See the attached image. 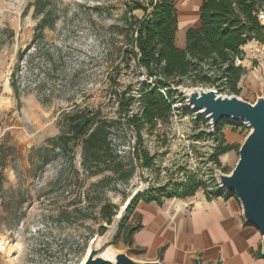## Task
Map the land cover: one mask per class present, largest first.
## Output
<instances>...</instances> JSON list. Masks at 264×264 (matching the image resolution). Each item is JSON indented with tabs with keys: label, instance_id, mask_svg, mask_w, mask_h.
<instances>
[{
	"label": "rangeland",
	"instance_id": "obj_1",
	"mask_svg": "<svg viewBox=\"0 0 264 264\" xmlns=\"http://www.w3.org/2000/svg\"><path fill=\"white\" fill-rule=\"evenodd\" d=\"M36 1L0 0V264H80L90 244L106 234L107 227L101 233L105 215L111 209L117 214L135 190L180 194L177 186L190 176L201 185L194 199L218 190L215 171L231 172L249 129L223 124L216 140L207 120L179 110L166 124L141 130L143 143L137 147L156 155L153 167L145 169L131 155L134 129L121 120L112 143L124 160L123 171L133 168L131 175L123 172L120 179L109 172L90 174L81 164L80 143L69 141L65 150L57 146L59 120L74 107H99L104 117L120 119L112 87L123 91L130 86L135 102L129 112L140 111L141 91L152 81L133 58H123L132 35L126 7L132 0H43L42 12ZM172 1L178 35L184 40L185 26L194 23L197 0ZM131 15L139 19L143 12L134 10ZM42 19L44 27L38 30ZM182 86L212 88L189 78ZM237 96L254 102L245 91ZM174 99L178 106L182 96L177 93ZM218 144L232 149L216 164L211 154ZM188 199L174 196L164 201ZM229 199L241 215L237 199ZM157 207L140 200L124 228L142 223L143 211ZM251 228L258 235L251 254L262 257L261 236ZM9 247L15 248L11 254ZM110 248L112 254L124 253L135 261L173 264L161 250L128 245L122 235Z\"/></svg>",
	"mask_w": 264,
	"mask_h": 264
},
{
	"label": "trees",
	"instance_id": "obj_2",
	"mask_svg": "<svg viewBox=\"0 0 264 264\" xmlns=\"http://www.w3.org/2000/svg\"><path fill=\"white\" fill-rule=\"evenodd\" d=\"M43 4V0L36 1V6H40L38 12L44 11ZM126 7L127 13L130 14L128 23L132 35L123 50V58L125 61L133 58L137 68L144 71L152 81V84L145 85L141 91L138 99L140 111L129 112L135 102L129 95L130 86L123 91L112 87L111 95L118 100L120 119L104 117L99 107H74L61 114L60 134L57 137V146L62 150L68 148L69 141L80 143L81 164L90 174L109 172L116 174L120 179H124L126 173L130 176L133 171L132 167L129 171H123L124 160L113 148L112 132L121 124V120L134 129L136 145L132 148V157L141 167L152 168L156 155L143 146H137L143 143L142 129H152L158 122L166 124L169 121L171 104L177 95L171 86L182 85L184 80L189 78L194 83H207L211 87L222 85L229 94L238 95L236 86L244 70L235 62L242 56L241 47L252 40L264 44V24L257 16L264 8V0H201L199 27L186 29L184 49L175 44L178 14L174 1L149 0L142 4L138 0H132ZM134 10H141L143 16L139 19L134 17L131 15ZM47 14L46 12L45 15ZM44 23L45 20L42 19L36 28L42 29ZM11 87L16 90V82L12 81ZM227 123L230 122H222L214 131L216 140H220L221 127ZM231 149L230 145L218 144L213 149L211 160L217 164L218 157ZM200 187L194 177L190 176L185 183L177 186L181 190L180 194L153 195L151 190H144L128 208L115 239L122 235L126 244H132L133 234L139 231L142 225L138 223L124 228V224L140 200L161 205L164 199L174 196L192 197ZM218 197L227 200L230 195L218 190L205 194L207 200ZM115 214L111 209L105 215L108 218L107 224L111 223ZM104 231L101 227V233ZM257 258H262L260 253Z\"/></svg>",
	"mask_w": 264,
	"mask_h": 264
},
{
	"label": "crops",
	"instance_id": "obj_3",
	"mask_svg": "<svg viewBox=\"0 0 264 264\" xmlns=\"http://www.w3.org/2000/svg\"><path fill=\"white\" fill-rule=\"evenodd\" d=\"M200 3L197 0L194 23L185 26V31L190 26L199 27ZM178 27L175 44L184 49L185 38L179 37ZM241 50L242 56L235 64L244 71L236 87L255 101L264 96V44L252 40ZM157 206L143 211L142 223L138 222L142 227L133 234L132 244L152 252L161 250L173 264H194V260L201 264H264L251 254L258 235L245 224L232 199L207 200L201 195L188 201L163 200Z\"/></svg>",
	"mask_w": 264,
	"mask_h": 264
},
{
	"label": "water",
	"instance_id": "obj_4",
	"mask_svg": "<svg viewBox=\"0 0 264 264\" xmlns=\"http://www.w3.org/2000/svg\"><path fill=\"white\" fill-rule=\"evenodd\" d=\"M184 100V107L209 122L214 133L222 122L244 123L248 134L238 149V159L230 173L216 170L214 178L221 193L235 197L241 217L247 226L261 236V255L264 258V96L249 103L235 94H221L214 88L171 86ZM143 190H135L125 201L110 224L104 237L91 243L80 264H161L140 262L126 254H112L113 259L102 257L103 251L113 244L126 212ZM109 225V226H107Z\"/></svg>",
	"mask_w": 264,
	"mask_h": 264
},
{
	"label": "built area",
	"instance_id": "obj_5",
	"mask_svg": "<svg viewBox=\"0 0 264 264\" xmlns=\"http://www.w3.org/2000/svg\"><path fill=\"white\" fill-rule=\"evenodd\" d=\"M258 19L264 24V8H262L258 14ZM212 88L214 89H218V90H222L223 93H228V90L224 88V86L222 85H216V86H212ZM163 95H165V92L162 91ZM174 101L175 99L173 100V103L171 104V115H173L175 117L176 113L180 114L179 110L180 111H185V112H189L191 113L189 110H186L185 107H184V100L183 99H179V103L177 104L178 106L174 105ZM191 114H196V113H191ZM242 125H244L245 127H247L244 123H242Z\"/></svg>",
	"mask_w": 264,
	"mask_h": 264
},
{
	"label": "bare ground",
	"instance_id": "obj_6",
	"mask_svg": "<svg viewBox=\"0 0 264 264\" xmlns=\"http://www.w3.org/2000/svg\"><path fill=\"white\" fill-rule=\"evenodd\" d=\"M15 250L14 247H9L8 248V254H11L13 251ZM102 257L104 258H107V259H113V255H112V252H111V248L110 247H107L103 253L101 254Z\"/></svg>",
	"mask_w": 264,
	"mask_h": 264
}]
</instances>
